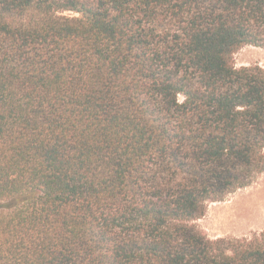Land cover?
Segmentation results:
<instances>
[{"label": "trees", "instance_id": "trees-1", "mask_svg": "<svg viewBox=\"0 0 264 264\" xmlns=\"http://www.w3.org/2000/svg\"><path fill=\"white\" fill-rule=\"evenodd\" d=\"M264 0H0V264H264L210 203L264 175Z\"/></svg>", "mask_w": 264, "mask_h": 264}, {"label": "rangeland", "instance_id": "rangeland-1", "mask_svg": "<svg viewBox=\"0 0 264 264\" xmlns=\"http://www.w3.org/2000/svg\"><path fill=\"white\" fill-rule=\"evenodd\" d=\"M237 67L264 66V49L245 46L235 55ZM196 226L211 239L253 237L264 230V175L250 186L210 203Z\"/></svg>", "mask_w": 264, "mask_h": 264}]
</instances>
